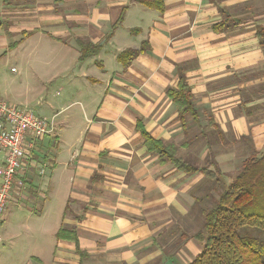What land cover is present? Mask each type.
Segmentation results:
<instances>
[{"label": "crops", "instance_id": "0c3cea01", "mask_svg": "<svg viewBox=\"0 0 264 264\" xmlns=\"http://www.w3.org/2000/svg\"><path fill=\"white\" fill-rule=\"evenodd\" d=\"M163 2L0 0V56H35L38 113L1 96L55 124L0 222V264H185L201 253L189 230L264 146V0ZM83 42L99 50L80 60ZM143 44L130 64L117 59ZM180 73L197 119L167 93ZM142 129L217 178L162 161Z\"/></svg>", "mask_w": 264, "mask_h": 264}, {"label": "trees", "instance_id": "16d2710c", "mask_svg": "<svg viewBox=\"0 0 264 264\" xmlns=\"http://www.w3.org/2000/svg\"><path fill=\"white\" fill-rule=\"evenodd\" d=\"M137 1L151 8L164 10L163 0ZM228 20L225 16L214 23V29L221 30L227 26ZM256 34L264 49V25L256 27ZM147 48L148 45L145 44L139 48H126L118 54L117 59L126 66ZM98 50L97 46L83 42L80 58H87ZM167 93L176 103L181 118L184 119L188 114L198 118L192 102L191 86L183 73H180L178 85L169 87ZM141 131L149 151L160 154L162 161H171L178 170L187 173L200 171L209 178H217V167L213 169L210 164L196 165L178 155L175 143L154 138L145 129ZM203 213V229L194 234L202 245V251L185 264H264V241L249 231L241 230L244 226L264 230V152L260 156L252 154L247 157L237 174L220 193L214 207ZM57 237L77 239L75 230L66 228H60ZM77 250L84 259L86 253L81 249ZM78 264L85 263L81 261Z\"/></svg>", "mask_w": 264, "mask_h": 264}, {"label": "built area", "instance_id": "2783aa9c", "mask_svg": "<svg viewBox=\"0 0 264 264\" xmlns=\"http://www.w3.org/2000/svg\"><path fill=\"white\" fill-rule=\"evenodd\" d=\"M54 132L53 120H46L28 105L11 102L0 95V155L3 157L0 166V222L9 201L25 196L33 160L41 151L39 142ZM49 159L46 163H51Z\"/></svg>", "mask_w": 264, "mask_h": 264}, {"label": "rangeland", "instance_id": "374dc122", "mask_svg": "<svg viewBox=\"0 0 264 264\" xmlns=\"http://www.w3.org/2000/svg\"><path fill=\"white\" fill-rule=\"evenodd\" d=\"M34 59H36L35 56L30 60L29 62L30 64L27 65L26 60L21 56L20 48L10 52L7 55L0 56V95H6L10 99L16 102L19 101L25 102V100H28L29 102H31L30 104L33 107V109L38 107L37 100L40 96V93L36 92L37 84L33 79V77L35 76ZM13 67L14 69L12 70ZM26 71H29V75H26ZM35 111L38 113L37 109H35ZM257 148L258 150L256 149V147L252 146V151L247 153V156L252 154L253 155L256 154L257 156H260L264 152V146L259 145L257 146ZM0 160H1V156H0ZM209 202L210 205L208 206L212 207L211 205L212 201L210 200ZM11 203H13V201H10L8 205ZM8 205L5 210L6 215H7ZM203 220H204V215H203ZM5 221H8L7 217ZM203 224L204 221L198 223L194 227V230H189V233L197 232L203 229ZM1 225L2 224H0V231L2 227ZM241 230L249 231L251 234L258 237L261 241H264V230H261L260 228L253 226H244L241 228ZM5 240L7 242V239L4 236L3 239L0 240V243L5 242Z\"/></svg>", "mask_w": 264, "mask_h": 264}]
</instances>
